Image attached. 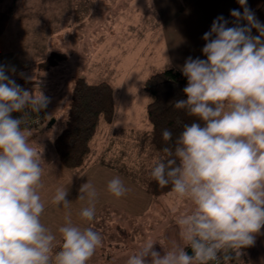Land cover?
Returning a JSON list of instances; mask_svg holds the SVG:
<instances>
[{
  "label": "clouds",
  "instance_id": "clouds-1",
  "mask_svg": "<svg viewBox=\"0 0 264 264\" xmlns=\"http://www.w3.org/2000/svg\"><path fill=\"white\" fill-rule=\"evenodd\" d=\"M238 3L243 14L233 9L230 15L247 24L228 27L223 17L216 18L202 37L206 59L188 57L181 68L187 98L174 107L200 122L185 123L173 146L163 149L168 158L151 170L160 187L171 185L195 205L177 221L184 244L161 255L155 243L146 242L126 264L218 262L221 250L252 245L253 234L264 226V24L247 0ZM253 28L259 35H252ZM47 103L43 93L37 97L22 89L0 65V264H87L102 243L93 228L68 221L59 228L61 250L52 255L56 237L40 220L41 153L29 145L22 127L29 109L39 113ZM13 112L21 116L13 118ZM162 136L172 140L168 129ZM107 189L115 197L128 191L119 177ZM80 192L79 199H89L80 216L92 221L96 190L87 182ZM66 196L58 189L53 202L67 207Z\"/></svg>",
  "mask_w": 264,
  "mask_h": 264
},
{
  "label": "rangeland",
  "instance_id": "rangeland-1",
  "mask_svg": "<svg viewBox=\"0 0 264 264\" xmlns=\"http://www.w3.org/2000/svg\"><path fill=\"white\" fill-rule=\"evenodd\" d=\"M18 1H13L16 7L10 9L17 22V25L13 22L17 27L12 45L19 55L14 58L20 66L15 76L33 80L34 84L19 86L37 97L43 93L50 104L44 109L49 116L47 121L39 127L24 130L29 145L41 153V168L55 152L53 142L65 126L73 87L80 77L89 82L107 81L115 87L114 121L99 128L92 141L90 159L97 158L99 163L113 136L116 150L126 148L129 157L136 158L134 140L127 136L129 130L151 128L143 82L149 75L165 69L161 61L148 63L141 58L140 52L145 46L157 48L160 45L158 28L139 19L138 0ZM52 53H63L65 57L58 65L41 69L40 64ZM6 61L9 60L0 56V65ZM165 205L167 215H161L160 209L142 218H133L114 207H106L92 226L101 235L102 243L87 264H107L111 258L136 253L146 242L158 238L161 226L178 221L195 208L191 200L181 199L176 194L169 195ZM118 226L126 233H122ZM62 242L61 239L53 246V257L61 250ZM230 251L232 249L228 248Z\"/></svg>",
  "mask_w": 264,
  "mask_h": 264
},
{
  "label": "crops",
  "instance_id": "crops-1",
  "mask_svg": "<svg viewBox=\"0 0 264 264\" xmlns=\"http://www.w3.org/2000/svg\"><path fill=\"white\" fill-rule=\"evenodd\" d=\"M13 1L15 3L19 2L18 0H0V56H4L9 60L3 62L2 66L10 79L15 81L16 78V84L24 85L26 84L22 81L24 78L15 76V71L18 70L20 63L17 58H14L19 55L16 53L14 45H12L17 27L13 26V22L15 25H17V22L14 19L13 11L10 10L11 7H16V4L13 5ZM237 4L238 0H138L137 6L139 9L137 13L139 12V19L143 22L148 21L153 24L154 28H158L157 38L160 45L157 48L152 45L145 46L140 52L142 60L148 63L161 61L164 68L175 67L181 71L188 57L206 59L202 53V48L206 43L202 38L203 35L210 31L216 18L222 16ZM134 18L136 17L134 16ZM147 25L148 23L145 24V26ZM257 35H259L258 32L254 36ZM48 105L50 106L47 103ZM90 156L91 154L87 158V167L69 169L57 158L55 150L45 166L42 167L41 187L37 189L44 204V211L40 216V220L56 237L53 246L62 239V234L59 232L61 226L71 221L75 226L92 228L95 223V216L101 214L107 206L121 210L127 216L142 218L149 214L155 207L154 205L158 204L162 209L161 215L168 214L165 200L169 195L175 193L171 192L160 199H155L138 184L121 173L97 163V158L90 159ZM115 177H119L128 189L121 197H115L107 189L108 182ZM87 182L93 185L97 193L95 216L92 221L80 216L81 210L89 206L87 195L84 199H79L81 195L80 188ZM58 189L67 191L66 199L70 202L67 207L53 202ZM177 206L180 207V204H177ZM159 222H162V220H159ZM150 224L152 225V223ZM160 229L161 232L158 238L152 242L155 243L154 249L160 252L161 255L174 246H183L184 242L180 239V229L177 221H172L165 227L161 226ZM253 236L254 243L248 252V262L242 261V254L232 262L229 258L231 251L228 252V248H225L222 251L226 255L227 264H235L236 262L241 264H264V226ZM136 253L130 252L116 257L109 264H126L129 256Z\"/></svg>",
  "mask_w": 264,
  "mask_h": 264
},
{
  "label": "trees",
  "instance_id": "trees-1",
  "mask_svg": "<svg viewBox=\"0 0 264 264\" xmlns=\"http://www.w3.org/2000/svg\"><path fill=\"white\" fill-rule=\"evenodd\" d=\"M247 7L255 14L256 19L263 24L264 0H247ZM233 9H238L243 14L244 9L238 3L220 17L228 22V27L236 26V24L245 26L247 24L246 20H237L230 15ZM256 32L257 30L253 28L252 35L254 36ZM64 57L63 53H52L46 61L40 64V67L48 70L58 65L60 59H64ZM22 81L29 85L34 84L33 80L24 79ZM186 84V77L175 67H168L149 75L143 82V90L148 96L146 112L151 128L148 130L130 129L129 135H127L134 140L137 157H129L126 148L116 150L115 137L113 136L99 158L100 164L121 173L141 186L155 199H160L172 191L171 185L160 187L151 177L153 166L158 161L168 158L163 149L173 146L185 123L200 122L195 117L189 116L186 110L174 107L177 100L187 98L183 93ZM30 113H32L31 109L28 110V114ZM115 114L116 97L115 87L112 83L107 81L89 82L83 77L78 78L73 87L65 126L54 139L57 158L69 169L87 167V158L92 151L93 139L103 124L113 123ZM11 115L16 118L21 113L13 112ZM165 129L172 132L171 141L163 139L162 132ZM121 131L125 130L122 129ZM154 206L149 212L150 214L152 211L156 212L161 209L158 204ZM118 228L122 233H126L120 226ZM188 248L186 247L185 251ZM250 248L251 245L241 249L231 248L230 260L234 262L242 254V261L248 262ZM194 264H198V262H194Z\"/></svg>",
  "mask_w": 264,
  "mask_h": 264
},
{
  "label": "built area",
  "instance_id": "built-area-1",
  "mask_svg": "<svg viewBox=\"0 0 264 264\" xmlns=\"http://www.w3.org/2000/svg\"><path fill=\"white\" fill-rule=\"evenodd\" d=\"M17 116L16 118L20 117ZM48 113L45 110H41L39 113L32 112L26 116L25 123L22 125L23 129L35 128L43 125L48 119ZM209 264H227L224 251L219 253V261H211Z\"/></svg>",
  "mask_w": 264,
  "mask_h": 264
},
{
  "label": "water",
  "instance_id": "water-1",
  "mask_svg": "<svg viewBox=\"0 0 264 264\" xmlns=\"http://www.w3.org/2000/svg\"><path fill=\"white\" fill-rule=\"evenodd\" d=\"M189 255H193L192 249L189 247L186 251Z\"/></svg>",
  "mask_w": 264,
  "mask_h": 264
}]
</instances>
